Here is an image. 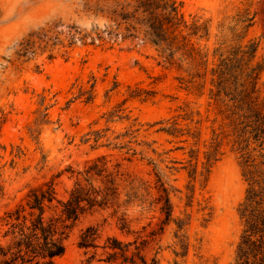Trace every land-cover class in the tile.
<instances>
[{"label": "rangeland", "instance_id": "obj_1", "mask_svg": "<svg viewBox=\"0 0 264 264\" xmlns=\"http://www.w3.org/2000/svg\"><path fill=\"white\" fill-rule=\"evenodd\" d=\"M176 1L189 24L209 27L190 37L204 56L179 65L142 39L69 43L73 26L115 27L116 11H132L135 0H0V217L50 181L65 200L77 182L102 195L117 188L80 218L52 264H115L101 247L109 236L131 244L134 264H238L245 164L264 161V134L254 137V112L235 86L219 92L212 69L250 39L259 42L253 64L264 61L262 14L236 30L242 40L231 29L259 0ZM259 84L262 101L264 73ZM96 163L101 175L87 172ZM88 225L100 228L97 249L78 244Z\"/></svg>", "mask_w": 264, "mask_h": 264}, {"label": "trees", "instance_id": "obj_2", "mask_svg": "<svg viewBox=\"0 0 264 264\" xmlns=\"http://www.w3.org/2000/svg\"><path fill=\"white\" fill-rule=\"evenodd\" d=\"M258 2L260 7L252 15L248 7L234 16V26L231 29L234 30L237 40L244 38V33L254 25L258 14H262L264 24V0ZM114 21L115 27L94 28L90 32H82L73 26L69 31V43L72 44L77 39L90 40L92 44L96 41L116 42L119 38L142 39L160 49L170 64L179 59V65L187 57L196 59L198 51L190 43V37L209 35V27L206 24L198 21L189 24L185 20L176 0H135L133 10L116 11ZM238 28L243 29V35L236 32ZM185 30L187 33H183ZM39 38L46 41V44L52 39L48 33H42ZM28 42L29 40L24 45L26 52L30 48ZM258 48L259 42L252 39L244 45L237 43L232 47L231 56L223 58L217 68L212 69V73L218 76V84L222 86L219 92L227 88V84L239 90V101L247 103L254 112V137L261 140L264 134V100H260L259 83L264 73V61L253 64ZM197 54L201 58L204 56L200 52ZM263 144L264 140L260 146ZM246 162L244 177L248 186L245 198L239 206L245 227L238 245L237 263L264 264V161L255 163L253 159ZM103 170L96 163L87 172L101 175ZM110 183L114 185V179H111ZM116 190V187L111 186L108 192L102 195L101 190L92 184L86 187L77 182L65 200L58 197L52 181L31 188L25 204H18L0 217V264H52L56 258L65 254L67 239L80 218L94 208L106 205L111 197L116 196ZM163 190L165 193L161 199L164 204L161 210L169 221L172 217V204L167 190ZM121 228H126L125 222ZM100 237L99 226L88 225L82 229L78 244L84 249H97L100 247ZM130 245L124 244L115 236H109L101 247L108 253L107 262L117 264L122 258V264H134V251L129 254ZM95 255H92L89 261Z\"/></svg>", "mask_w": 264, "mask_h": 264}]
</instances>
